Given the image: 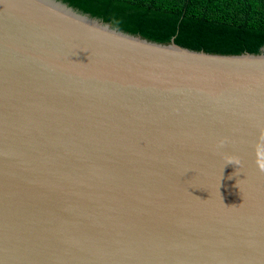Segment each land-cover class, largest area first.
<instances>
[{
  "label": "water",
  "instance_id": "95a60500",
  "mask_svg": "<svg viewBox=\"0 0 264 264\" xmlns=\"http://www.w3.org/2000/svg\"><path fill=\"white\" fill-rule=\"evenodd\" d=\"M0 264H264V49L0 0Z\"/></svg>",
  "mask_w": 264,
  "mask_h": 264
},
{
  "label": "trees",
  "instance_id": "16d2710c",
  "mask_svg": "<svg viewBox=\"0 0 264 264\" xmlns=\"http://www.w3.org/2000/svg\"><path fill=\"white\" fill-rule=\"evenodd\" d=\"M112 26L214 53L264 49V0H62Z\"/></svg>",
  "mask_w": 264,
  "mask_h": 264
}]
</instances>
